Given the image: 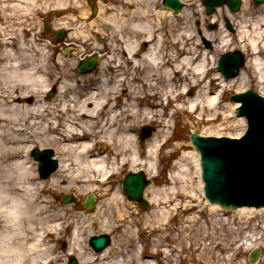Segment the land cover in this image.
<instances>
[{"label": "bare ground", "instance_id": "1", "mask_svg": "<svg viewBox=\"0 0 264 264\" xmlns=\"http://www.w3.org/2000/svg\"><path fill=\"white\" fill-rule=\"evenodd\" d=\"M7 1L0 0V4ZM14 1L18 4L0 6L1 20L7 19V11H22L21 0ZM159 6L158 0H122L118 9L100 12L99 22L114 26L113 38L107 42L106 52L100 47L92 48L96 63L101 59L97 75L78 79L65 72L62 81L50 77V59L45 56L42 61V52L38 58L31 55L28 51L32 46L28 48L24 44L25 49H20L22 53L18 49L19 56H15L12 46L16 42H11L6 28L0 29V264H61L70 256L77 259L78 264H154L157 259L154 254L161 253L165 257L171 254L163 245L168 228H159L162 218L155 215L153 221L147 213L145 222L139 225L135 206L146 205L143 198L145 204L135 201L134 204L131 200H122L121 193H116L102 201L94 215L80 216L74 225L48 200V195L63 191L70 192L73 198L93 193L97 186L101 188L109 183L125 165L131 169L142 165L146 172L155 169L165 145L172 138V133L168 135L164 128L175 122L177 113L188 112L197 123L208 114L211 116L208 121L217 117L219 92L231 87L235 79L224 80L217 75L205 82L213 67L205 51L198 50L196 43H192L195 35L190 13H184V9L172 14ZM249 10L244 7L242 11L247 18L236 27L239 44L234 45V49L242 51L245 46H241V42L248 46L253 58L247 62L264 88V61L259 58L264 56V17L248 18ZM226 13L229 19L234 17ZM87 15L81 13L76 17L82 24L78 28L69 22L66 30L72 41H66L73 44V49H66L67 53L72 50L80 56L82 50L78 48L93 44L90 30L93 25H100L97 19L90 22ZM209 19L213 21L214 16ZM87 23L89 25H84ZM200 37L211 42L208 33ZM220 37L222 47H226L228 42ZM142 42H147L143 51L138 49ZM93 60L90 56L81 63ZM212 60L215 63L213 57ZM57 63L62 65L55 60V66H59ZM109 71L111 75L106 73ZM50 81L57 82V86L56 97L48 104L38 97V86L49 88ZM179 82H183V87L180 88ZM188 86L198 88L194 99L185 97L183 89ZM29 96L35 99L31 105L22 104ZM168 106L173 107L174 112L167 116ZM234 109L228 107L226 118H232ZM197 111L200 113L195 118ZM242 122L240 133L245 127L244 120ZM144 123L162 129L140 152L134 130ZM213 128L214 132L218 131ZM175 142L166 156L169 158L182 151L179 162L191 159L199 170L196 151L193 149L186 154L184 144ZM34 144L53 145L59 157L55 173L46 180L34 173L35 163L28 158V150ZM179 167L181 179L189 180L190 170L180 163ZM104 195L107 193L102 192L100 196ZM199 198L211 211H219L217 206L204 201L201 192ZM150 201L153 204L154 197ZM160 213L163 215V211ZM262 213V210L242 208L232 214L253 218ZM78 221L81 225H77ZM102 222H105L103 227ZM95 224L100 227L94 228ZM67 226H71V232L64 240L61 234ZM83 227L89 232L88 240L102 233H116L115 241L101 253H94L86 237L85 241L79 239ZM141 232H157L159 238L153 242L151 250H161L146 252ZM175 250L177 248H173Z\"/></svg>", "mask_w": 264, "mask_h": 264}, {"label": "rangeland", "instance_id": "2", "mask_svg": "<svg viewBox=\"0 0 264 264\" xmlns=\"http://www.w3.org/2000/svg\"><path fill=\"white\" fill-rule=\"evenodd\" d=\"M121 1L122 0H21L22 4H20V7L22 11L19 13L7 11V19H0V29L4 30L6 28L7 31L5 32L7 36L10 37L11 42H16V45L12 46L13 51L16 53L15 56H19L17 50L25 49L24 44H26L28 48L32 46L29 51L27 50L31 55L33 54V56L38 58L40 57V52H42V61H44L45 56V58H49L50 64L48 68L51 73L50 77L62 81L63 72L70 73L69 76H77V79L80 77H87V75L96 76L101 62L99 58L96 69L89 74H79L76 68L80 60L85 56H93L95 54L92 52L93 47H100L104 52L107 51V42L110 38H113L114 28L112 27L114 26L102 20L99 22L97 17L100 12L118 9ZM158 2L160 5L159 8L161 9L162 0H158ZM180 2L183 3V8L180 12L186 9L184 13H190L191 15L195 35L194 40H191L192 43H196L198 50L205 51L208 61L212 64L210 67H213L208 73L205 82H207L209 78L219 75L216 67L218 57L224 52L234 51L232 48L239 44L236 35V27L242 25L243 21L247 18V15L242 12L244 7L250 8L248 18L264 17V5H256L251 0H242L240 9L235 13L230 12L226 6H221L210 16L205 14V9L201 0H180ZM14 3L18 4V2L14 0H9L6 3H1L0 6H6L8 4L13 5ZM202 7L203 11H201ZM226 11L234 15V17L229 19ZM81 13L89 14L86 18L90 22L97 19L100 26H92L93 28L90 30V33L92 34L91 42L93 44L78 48L80 51L82 50L80 56L78 54L76 55L75 52H70V55L65 56L64 47L67 45L66 39L72 41L71 36H69L70 32L66 29L69 28V22L71 21V24L76 25L75 28L82 25L81 22L76 21V17H80ZM211 16H214L213 21L209 19ZM227 22L230 24L231 29H227ZM88 23L84 25H89ZM57 24L58 29H55ZM47 26L50 28L48 32L45 30ZM60 26H63V29H61ZM57 32H62L64 34L65 42L62 41V43H57L54 40V35ZM204 33L211 35V44L213 47L210 50L207 48L205 49V39L200 37V35ZM101 36L104 38H100ZM220 36H223V38L225 37V40L228 42L226 47H222L223 42L220 43ZM1 37L0 35V41L2 39ZM240 45L245 46L242 51L240 50L245 57V64L240 69L239 75L234 78L235 82H233L232 86L222 89L219 92L217 108L219 113L214 120L208 121L209 118L211 119V116H209L210 114H208V116H204L203 119L197 123L190 113H177L175 122L169 124V127L164 128V130L168 132V135L172 133V138L165 145L160 163L155 164V169L146 172L144 170L145 168H142V165H139L136 169H131L129 166L125 165L120 167L117 175L112 177L106 185L101 186V188L97 186V190L93 193H87L82 197H75L74 199L77 201V204H62V196H72L68 191H63V193L60 194L55 193L48 195V200L53 207L58 211H62L63 215H66V218L70 219L72 225H74L75 221L78 220L80 216L91 217L94 215L102 201L110 199L116 193H121L120 196H122V200L126 199V201H128L121 189L122 179L129 172L142 171L150 181V184L143 193L144 199L148 202V207L143 210L139 208L138 205H134L138 213L136 219L140 221V225V223L145 222L147 213H149L153 221L156 218L154 217L155 215L162 218V221L159 223V225H161L159 228H162V226L168 228L166 231L168 237L165 238L163 245L167 246V248H165L166 250L171 251V254L167 257L161 253L154 254V257L157 258V261L153 260L154 264H248L247 256L254 248L262 249V254L255 264H264V213L257 217L245 218L233 215L232 212H223L220 210L211 211L208 205L203 204L202 199L199 198L201 182L199 180V170L194 161L185 159L182 163L179 162L182 151L171 155L169 158L166 156V154L173 150V146L176 144L175 141L183 143L184 152L190 154L193 148L190 144L189 137L193 133L200 134L201 136L213 137H235L240 134L243 127L242 118H237L235 115H233L232 118H226L228 117L226 116L228 114V107L234 108L235 105L229 100L224 101V93L228 90L231 93H235L250 89L264 96V88L252 74L250 65L247 62L253 58L250 54L251 51L245 43L241 42ZM143 46H147V42L140 43L138 49L143 51ZM212 57L216 60L215 63H213ZM259 58L264 61V56L260 55ZM55 60L61 62L62 65L60 66V64L57 63L59 66H55ZM106 73L111 75L112 71ZM241 79H243V81H241ZM73 85H75V83H73ZM56 86L57 82L52 81H50L48 86L51 87L50 89L45 88L46 86L43 88L38 86V97L40 100L44 103H51L54 97H56ZM179 86L180 88L183 87V82H179ZM217 88H215V90H217ZM44 89H46V91H42ZM183 90L187 99H194L197 95L198 88L188 86ZM49 92H51V95L48 98ZM33 100H35L34 96H29L22 104L31 105ZM163 104H165V102ZM173 112L174 108L171 106H168L165 110L167 116ZM199 113L200 112L197 111V114L193 116L196 118ZM223 119H225L224 122ZM145 124L147 123L139 124L134 130L140 152L145 150L147 141L155 140V134L162 129L155 124ZM213 127H216L218 131L214 132ZM142 128L150 129L149 135L145 137L144 140H141L139 137L140 132L143 131ZM35 148L40 150L51 149L53 158L56 159L59 164V157L53 145L48 144L40 146L34 144L31 149ZM30 150H28V158H30L32 162L33 159L30 157ZM34 163V173L37 174V163ZM179 163L186 170H190L189 180L181 179L182 176L180 177L179 175V170H181ZM102 192L107 193V195L101 197L100 195ZM90 194L94 196L95 199L94 208L91 211L83 210L81 203ZM151 197L155 199L153 204L150 201ZM160 210L163 211V215H161ZM262 211L264 212V210ZM166 212H169V214ZM77 225H81V222L78 221ZM101 225L103 227L105 222H102ZM97 227L99 228L100 225L95 224L94 228ZM70 232L71 226H67L62 231L61 237H63L64 240L68 239ZM80 233L82 236L79 239H84L85 241L86 237V241L88 242V230L83 227ZM134 233L137 234V228L134 229ZM141 233L143 247L146 252L161 250H151L153 242L159 238L157 232L150 234ZM107 235L110 238V245H112L115 241L113 236L116 235V233ZM245 243H250L252 246L247 247L248 245H245ZM242 244L244 245L242 246ZM85 245L84 242L83 247H85ZM114 246L117 247L118 243L116 242ZM173 248H177V251H173ZM71 258L72 260L74 259L73 256L66 257L61 264H69ZM74 260L78 264L77 259Z\"/></svg>", "mask_w": 264, "mask_h": 264}, {"label": "water", "instance_id": "3", "mask_svg": "<svg viewBox=\"0 0 264 264\" xmlns=\"http://www.w3.org/2000/svg\"><path fill=\"white\" fill-rule=\"evenodd\" d=\"M252 2L264 4V0H252ZM202 3L206 7L207 14H211L215 7L224 4L231 11H237L241 5L240 0H202ZM162 6L173 13H177L182 8L178 0H163ZM56 39L60 40L62 37L56 36ZM96 64L94 57L90 63H79L77 71L89 73ZM243 64L244 58L238 51L222 55L217 62L218 71L224 79L234 78ZM232 94L229 90L226 91L223 95L224 101H228ZM230 101L240 103L235 113L247 120L248 129L241 139L200 137L196 133L190 136L191 144L200 158L203 194L210 204H216L227 211H234L240 207L262 208L264 207V98L249 90L231 96ZM149 131L143 129L142 137H147ZM30 155L38 162V173L41 178L48 177L56 170L57 163L52 159L53 154L50 150L35 149ZM147 184L148 181L142 172L128 174L122 182V189L129 200L143 203L142 192ZM71 200L69 196L62 198L64 204ZM93 205V197L89 196L82 204V208L92 210ZM89 245L95 252H101L109 245V238L106 235L93 237L89 240ZM260 253L259 249L251 252L248 257L249 264H254ZM69 264L76 262L71 260Z\"/></svg>", "mask_w": 264, "mask_h": 264}]
</instances>
